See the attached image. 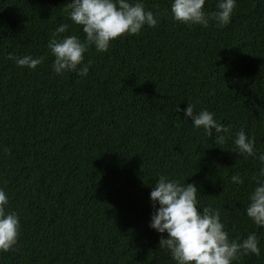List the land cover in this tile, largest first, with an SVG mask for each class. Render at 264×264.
<instances>
[{"label":"trees","instance_id":"trees-1","mask_svg":"<svg viewBox=\"0 0 264 264\" xmlns=\"http://www.w3.org/2000/svg\"><path fill=\"white\" fill-rule=\"evenodd\" d=\"M68 2L0 0V189L20 224L0 264H175L149 227L160 175L195 184L230 239L256 233L261 254L233 264H264V228L245 215L259 162L228 150L243 130L264 152V0H236L228 24L207 27L174 21L171 0H143L157 25L106 52L89 45L85 76L51 68L56 27L84 40ZM9 53L41 63L20 67ZM187 104L227 126L224 139L193 128Z\"/></svg>","mask_w":264,"mask_h":264},{"label":"clouds","instance_id":"clouds-1","mask_svg":"<svg viewBox=\"0 0 264 264\" xmlns=\"http://www.w3.org/2000/svg\"><path fill=\"white\" fill-rule=\"evenodd\" d=\"M205 0H171L169 10L174 21L182 24L207 27L211 21L218 26L229 23L236 0H216V8L204 10ZM67 18L80 26L84 33L81 41L76 35H60L68 25L55 28L47 48L53 57L51 68L56 74L75 71L85 76L88 66L82 64L83 54L89 45L97 52H106L110 42L121 35H136L142 27H155L160 13L146 9L143 0H69L64 6ZM17 66L34 69L41 63L40 57L8 54ZM79 66V67H78ZM179 111V107L177 108ZM184 119L191 118L195 129L202 128L208 137L213 131L215 139L223 140L229 128L217 123L212 112L200 109L194 112L191 104L183 109ZM234 151L238 155L252 157L259 162L258 170L251 176L254 187L248 193L245 215L252 223L264 228V152H257L254 139L243 130L232 137ZM230 182H243L239 173L230 176ZM197 187L193 183H181L160 175L149 192L153 207L149 227L162 234L158 248L165 250L175 264H233L241 256L261 254L255 232L244 239H230L220 219L218 209L209 206L198 207ZM8 196L0 189V252H7L17 243L19 218L14 211H5ZM158 205V206H157ZM166 235H163L165 234Z\"/></svg>","mask_w":264,"mask_h":264}]
</instances>
